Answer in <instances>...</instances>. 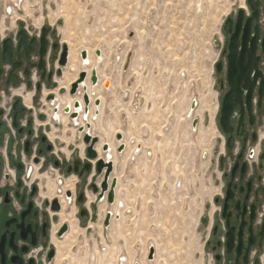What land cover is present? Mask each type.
<instances>
[{
    "label": "flooded vegetation",
    "instance_id": "obj_1",
    "mask_svg": "<svg viewBox=\"0 0 264 264\" xmlns=\"http://www.w3.org/2000/svg\"><path fill=\"white\" fill-rule=\"evenodd\" d=\"M217 45L219 187L214 209L203 221L205 254L208 264H264V0H232ZM97 56L92 59L89 51L81 55L83 69L68 86L65 69L71 66V48L56 28L13 27L6 21L3 26L0 20V264H71L65 256L74 254L75 243L66 239L76 227L80 234L98 229L94 247L100 251L113 244L103 243V237L113 242L114 222L122 220L115 162L111 157L113 169L103 189L108 167L99 170L98 161L106 158L96 148L99 136L87 126L97 107L94 100L100 98L102 105L97 94L102 50ZM91 65L97 68L96 95L87 119L81 112L87 122L79 130L84 140L88 133L98 138L93 144L97 157L89 155L92 142L85 140L82 149L63 138L58 127L81 117H71L76 107L70 90L82 70L94 96ZM60 96L72 100L61 102ZM105 144L109 149L102 154L111 151ZM113 178L117 182L110 202ZM114 241L123 244V236ZM122 253L118 264H126ZM143 254H136L134 264H142ZM157 256L150 244L147 262L155 264Z\"/></svg>",
    "mask_w": 264,
    "mask_h": 264
},
{
    "label": "rangeland",
    "instance_id": "obj_2",
    "mask_svg": "<svg viewBox=\"0 0 264 264\" xmlns=\"http://www.w3.org/2000/svg\"><path fill=\"white\" fill-rule=\"evenodd\" d=\"M231 1L0 0L3 26L5 21L13 27L47 25L69 43L75 58L65 69L67 82L83 69L82 51L88 50L95 60L100 49L105 58L100 80L108 76L113 83L111 88L109 80L106 89L97 87L101 110L89 117L88 131L99 136L101 156L105 142L116 143L113 176L118 178L123 224L114 222L113 234L123 236V244L115 243L114 236L113 242L103 237V243L113 244L100 251L94 247L98 229L80 234L77 227L71 233L79 232L76 241L72 235L66 239L75 243L74 254L65 256L68 263L85 264L89 253L88 263L97 264L101 253L105 263L118 264L121 245L126 264H134L154 244L155 264H208L203 221L214 209L219 187L215 62ZM129 53L132 59L125 70ZM92 93L95 97L96 91ZM86 122L83 115L76 123L68 118L58 126L59 134L83 149L85 133L79 126ZM117 130L126 144L121 153ZM137 142L141 149L131 157ZM81 152L85 156V150ZM141 262L152 264L145 254Z\"/></svg>",
    "mask_w": 264,
    "mask_h": 264
},
{
    "label": "water",
    "instance_id": "obj_3",
    "mask_svg": "<svg viewBox=\"0 0 264 264\" xmlns=\"http://www.w3.org/2000/svg\"><path fill=\"white\" fill-rule=\"evenodd\" d=\"M88 54V51L87 50H83L82 51V56L83 57H86ZM97 54L100 56L101 55V50H97ZM131 59H132V54L129 53L127 55V58H126V62H125V65H124V69L127 70L130 66V63H131ZM64 63V61H63ZM87 74V72L85 70H82V72L80 73L79 75V79L72 85L71 87V94L72 95H75L77 96L78 93H80L79 91V87L81 86L80 83H82V91H81V97H82V100L81 99H76L74 101V106L76 107L75 111L71 114V117H75V118H78L80 115H81V112L84 111V118L87 119V116H88V112H89V106L91 104V96H90V93H89V86L83 82L84 81V78H85V75ZM98 84V75H97V68H93L92 70V75H91V87H96ZM84 102V104H83ZM94 104L97 106L96 107V110H95V114H98L99 112V108H100V105H101V99L100 98H96L94 100ZM70 109H66V111L68 112ZM87 126H90V122L88 121L87 122ZM83 128V126H81V129ZM117 140L120 141L123 139V134L121 132H119L116 136ZM97 137L91 135L90 133H88L86 136H85V140L87 142H92L91 146L89 147V155L90 157H97L98 156V152L97 150H95L93 148V144L97 141ZM125 147V143H121L118 145L117 147V150L118 151H122V149ZM104 149L108 150L109 149V145L108 144H105L103 146ZM113 161L109 159H106L104 160L103 158L99 159L98 161V168L99 170L102 169L103 166H107V173H106V176H105V182L103 183V189L106 188V185H107V179L109 177V174L111 173L112 169H113ZM116 182H117V179L116 178H113V181H112V187L108 193V200L110 202L113 201L114 199V196H115V186H116ZM154 251V247H151L150 248V252H153Z\"/></svg>",
    "mask_w": 264,
    "mask_h": 264
},
{
    "label": "bare ground",
    "instance_id": "obj_4",
    "mask_svg": "<svg viewBox=\"0 0 264 264\" xmlns=\"http://www.w3.org/2000/svg\"><path fill=\"white\" fill-rule=\"evenodd\" d=\"M88 51V50H87ZM72 55V54H71ZM74 55V54H73ZM72 57V56H71ZM75 58V57H74ZM73 58V59H74ZM73 59H71V60H73ZM74 62V61H73ZM71 63V62H70ZM74 65V64H73ZM75 67H76V65H74ZM79 66V65H78ZM96 67V66H95ZM76 69V68H75ZM77 70H79V68L77 69ZM89 71H90V69H89ZM77 75V73L76 74H74V76H76ZM76 78V77H75ZM73 79V78H72ZM71 79V80H72ZM107 80H109L108 82H107V86H108V88H111L112 87V85H113V83H112V81H111V79L108 77V76H106V78H104V79H101L100 80V84H99V87H101V89L103 88V85H104V82L105 81H107ZM71 82V81H70ZM70 82H68V86H69V83ZM67 85V84H66ZM93 89V92H94V89H95V87H93L92 88ZM99 95V97H101V94H98ZM91 96V95H90ZM91 98H93V100H94V96H92ZM102 98V97H101ZM76 99H81L82 100V97H81V95H77V96H75V100ZM60 100H61V102H64V101H66V100H72L71 99V97H69V96H60ZM93 116H97V114H94ZM116 132H121V130H117ZM122 133V132H121ZM123 134V133H122ZM125 143L124 141H123V139L122 140H120V141H118L117 143L118 144H121V143ZM102 144V143H101ZM100 144V145H101ZM126 145V144H125ZM99 146V145H98ZM112 146V147H111ZM98 148V147H97ZM110 148H111V151H109V152H107L106 154H105V158L106 159H109V158H113L114 159V155H113V150H115V148H116V143H114L113 145H110ZM141 149V147H140V145H139V142H137L135 145H134V150H133V152H132V154H131V157L132 156H135V154H137L138 153V151ZM100 151V150H99ZM115 162V161H114ZM92 197V196H91ZM95 197V196H94ZM93 198V197H92ZM106 207H107V205L106 204H103L102 205V208L104 209V211H105V209H106ZM124 208V207H123ZM102 209V210H103ZM117 223V222H116ZM119 224H121V220L119 221ZM119 226V225H118ZM76 227V226H75ZM74 227V228H75ZM77 228V227H76ZM75 228V229H76ZM78 231V230H77ZM116 232H117V228H116ZM119 232L120 233H122V231H121V229L119 230ZM79 232H73V237H72V239H73V242H74V240H75V238L77 239V234H78ZM114 237H116V233H115V235H114ZM76 241V240H75ZM118 249H119V255L118 256H120L121 255V253H122V246L121 245H119L118 246ZM97 250V252H99V250H98V248L96 249ZM147 251H148V248H146V251H145V255L147 254ZM89 252V251H88ZM87 256H88V260H91V259H89V253L87 254ZM97 257V256H96ZM105 258H106V255L105 254H103V255H101V253H99V255H98V263L97 264H109V263H105L104 262V260H105ZM93 259V258H92ZM88 260L86 259V261H85V264H89L88 263ZM96 261H97V259H96ZM100 261H102V262H100ZM132 261H134L133 259H132ZM92 262H94V261H92ZM117 263V262H116ZM115 263V264H116ZM122 263V262H121Z\"/></svg>",
    "mask_w": 264,
    "mask_h": 264
},
{
    "label": "built area",
    "instance_id": "obj_5",
    "mask_svg": "<svg viewBox=\"0 0 264 264\" xmlns=\"http://www.w3.org/2000/svg\"><path fill=\"white\" fill-rule=\"evenodd\" d=\"M18 3H19V1H18ZM15 5L18 6L17 1H15Z\"/></svg>",
    "mask_w": 264,
    "mask_h": 264
}]
</instances>
